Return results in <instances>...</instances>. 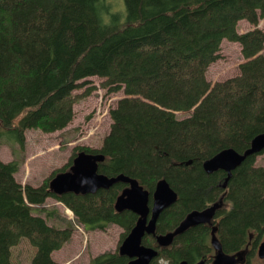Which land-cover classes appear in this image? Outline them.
Returning a JSON list of instances; mask_svg holds the SVG:
<instances>
[{
	"label": "trees",
	"instance_id": "obj_1",
	"mask_svg": "<svg viewBox=\"0 0 264 264\" xmlns=\"http://www.w3.org/2000/svg\"><path fill=\"white\" fill-rule=\"evenodd\" d=\"M123 3V10L113 12L106 0H0V142L22 149L26 130L64 129L76 101L96 88L86 85L89 77L100 78L107 92L123 94L109 110V132L100 147L75 146L40 185L17 182L20 162L0 159V264H21L12 256L21 241L34 250L28 264H58L51 253L69 242L72 228L54 227L48 213H34L47 198L69 209L86 230L105 231L110 224L122 229L114 252L88 264L128 262L118 247L137 216L114 209L126 184L85 195L49 190L50 179L68 171L79 152L104 156L99 174L135 179L149 192V205L156 183L166 180L177 200L160 213L155 235L222 199L212 223L222 251L246 249L238 264H255L264 240V168L255 158L264 150L233 170L225 188L219 185L226 173L206 174L202 163L227 148L243 153L264 132V30L257 27L264 0ZM241 20L253 28L239 33ZM223 40L240 45L244 62L236 76L211 84L206 73L219 59ZM178 112L189 114L178 119ZM210 235L211 227L197 225L166 248L149 235L142 244L158 251L150 264H193L200 258L212 264Z\"/></svg>",
	"mask_w": 264,
	"mask_h": 264
},
{
	"label": "rangeland",
	"instance_id": "obj_2",
	"mask_svg": "<svg viewBox=\"0 0 264 264\" xmlns=\"http://www.w3.org/2000/svg\"><path fill=\"white\" fill-rule=\"evenodd\" d=\"M114 11L123 10V0H106ZM258 28L264 30V18L259 20ZM253 28L247 21L241 20L237 24V31L244 33ZM264 53V50H263ZM244 62L240 52V45L223 40L220 45L219 59L212 63L206 73V79L213 84L234 77L239 73V65ZM87 86H95L89 96L77 100L73 106V120L62 130L53 133H42L39 130L25 131V145L21 149L17 144H10L4 138L0 142V159L4 162L17 160L20 162L15 180L21 184L40 185L54 169L64 165L75 146L99 148L103 137L109 132L111 119L109 110L116 101L123 96L122 92L109 93L101 88L98 77H89ZM81 91V90H79ZM74 91V93L79 92ZM189 112H178L176 117L182 119ZM255 165L264 168V152L255 158ZM54 203H57L54 205ZM45 209L54 210L56 219L46 217L49 225L57 228L71 227L76 237L66 243L65 248L58 252L56 260L71 264H88L91 258L102 253H112L117 247L122 229L114 224L108 225L105 231L86 230L76 224L72 213L53 198L45 200ZM45 217V213H36ZM71 239V238H70ZM33 248L21 241L12 249V256L28 264L33 254ZM255 264L259 260L254 259ZM69 263V264H70ZM160 263L165 264L164 261Z\"/></svg>",
	"mask_w": 264,
	"mask_h": 264
},
{
	"label": "water",
	"instance_id": "obj_3",
	"mask_svg": "<svg viewBox=\"0 0 264 264\" xmlns=\"http://www.w3.org/2000/svg\"><path fill=\"white\" fill-rule=\"evenodd\" d=\"M263 150L264 132L253 137L249 147L243 153H238L231 148L221 150L211 158L205 160L202 163V168L206 174L219 170L225 172L226 177L223 183L219 185L221 188H225L232 171L248 156L258 154ZM103 159L104 156L101 154L79 152L73 158L68 171L56 174L50 179L48 186L49 190L56 195L66 193L85 195L93 194L99 189H108L118 182L126 184L127 186L121 191L114 202V209L117 212L127 210L137 216L134 226L118 247V253L129 259L126 264H150L157 257V249L141 244L144 236L153 235L158 248L168 247L177 235L182 234L188 228L201 224H210L216 211L223 204L220 199L202 210H192L186 214L173 231L155 235L157 218L163 210L176 202V192L171 189L166 180H159L152 192V204L149 207V192L143 189L135 179L125 177L122 174L107 177L97 173V163L103 161ZM189 163L190 161L187 162V164ZM250 238L251 235L249 236ZM210 242L215 252L212 264H238L245 259L246 249L235 254H226L222 251L221 245L215 235V228L211 229ZM257 256L260 259L264 258V242L259 245ZM177 264L188 263L180 261ZM196 264H203V261H199Z\"/></svg>",
	"mask_w": 264,
	"mask_h": 264
},
{
	"label": "flooded vegetation",
	"instance_id": "obj_4",
	"mask_svg": "<svg viewBox=\"0 0 264 264\" xmlns=\"http://www.w3.org/2000/svg\"><path fill=\"white\" fill-rule=\"evenodd\" d=\"M224 173H225V172H224ZM219 200H220V199H219ZM221 200H222V199H221ZM222 202H223V201H222ZM151 204H152V196H151V202H150V205H149V201H148V206L151 207ZM212 204H213V203H212ZM209 205H211V204H209ZM209 205H207V206H209ZM207 206H206V207H207ZM204 208H205V207H204ZM204 208H203V209H204ZM201 210H202V209H201ZM217 211H218V210H217ZM217 211H216V213H217ZM188 213H189V212H188ZM216 213H215V215H216ZM215 215H214V217H215ZM185 216H186V215H185ZM185 216H184V217H185ZM214 217H213V219H212V221H211L210 224H201V225H207V226L211 227V229H212V228H213V227H212V226H213L212 223H213V221H214ZM157 219H158V218H157ZM183 219H184V218H183ZM183 219H182V220H183ZM182 220H181V221H182ZM181 221H180V222H181ZM156 222H157V221H156ZM180 222H179V223H180ZM179 223L177 224V226L179 225ZM210 225H211V226H210ZM177 226H176V227H177ZM176 227H175V228H176ZM175 228H174V229H175ZM190 228H192V227H190ZM190 228H188V229H190ZM174 229H173V230H174ZM188 229H187V230H188ZM173 230H172V231H173ZM187 230H185V231H187ZM183 233H184V232H183ZM183 233H182V234H183ZM180 235H181V234H180ZM146 236H148V235H146ZM149 236H152V237L154 238L153 235H149ZM177 236H179V235H177ZM177 236H176V237H177ZM144 237H145V236H144ZM144 237H143V238H144ZM176 237H175V238H176ZM143 238H142V239H143ZM175 238H174V239H175ZM216 238H217V237H216ZM210 239H211V235H210V238H209V242H210ZM173 241H174V240H173ZM155 242H156V241H155ZM262 242H264V240L261 241V242L258 244V246L256 247V250H255L256 257L253 258V260H254V259H257V260L260 261V260H263V259H264V258H263V259H260V258L257 256V250H258V247H259V245H260ZM172 243H173V242H172ZM141 244H142V241H141ZM142 245H143V244H142ZM156 245H157V244H156ZM169 246H170V245H169ZM210 246H211V242H210ZM147 247H148V246H147ZM165 248H166V247H165ZM211 248H212V246H211ZM212 249H213V248H212ZM214 253H215V252H214V249H213V257H214ZM213 257H212V261H213ZM182 261H185V260H182ZM199 261H203V264H204V259H203V258L198 259V260L195 261L193 264H196V263H198ZM179 262H180V261H179ZM179 262H178V263H179ZM186 262H187V261H186ZM187 263H188V262H187ZM188 264H189V263H188Z\"/></svg>",
	"mask_w": 264,
	"mask_h": 264
},
{
	"label": "crops",
	"instance_id": "obj_5",
	"mask_svg": "<svg viewBox=\"0 0 264 264\" xmlns=\"http://www.w3.org/2000/svg\"><path fill=\"white\" fill-rule=\"evenodd\" d=\"M27 131V130H26ZM44 204H45V202H44ZM41 205V206H36L35 207V210H34V212H36L37 213V210H39V209H37L36 210V208L38 207V208H42V209H44V212H41V213H48L49 214V218L50 217H52L53 215H54V219H56V212H55V214H54V210H52L51 212L50 211H47V209H45V205ZM55 204H57V203H54V205ZM39 212V211H38ZM56 221H58L57 219H56ZM75 232H73L72 234H71V239H70V241H73V239L76 237V235L74 234ZM65 248V246H63L61 249H59V250H56V251H53L52 253H51V257H52V259L54 260V261H56L58 264H69L70 262H59L58 260H56V258L58 257V252H60V251H62L63 249ZM89 263V262H88ZM71 264V263H70Z\"/></svg>",
	"mask_w": 264,
	"mask_h": 264
},
{
	"label": "built area",
	"instance_id": "obj_6",
	"mask_svg": "<svg viewBox=\"0 0 264 264\" xmlns=\"http://www.w3.org/2000/svg\"><path fill=\"white\" fill-rule=\"evenodd\" d=\"M68 211V210H67ZM69 213H71L70 211H68Z\"/></svg>",
	"mask_w": 264,
	"mask_h": 264
}]
</instances>
